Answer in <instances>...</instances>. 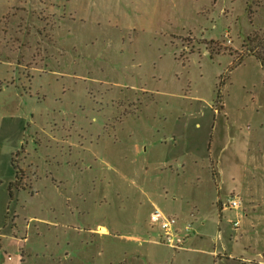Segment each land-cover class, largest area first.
I'll list each match as a JSON object with an SVG mask.
<instances>
[{
	"label": "rangeland",
	"instance_id": "374dc122",
	"mask_svg": "<svg viewBox=\"0 0 264 264\" xmlns=\"http://www.w3.org/2000/svg\"><path fill=\"white\" fill-rule=\"evenodd\" d=\"M256 56L264 0H0V264H264Z\"/></svg>",
	"mask_w": 264,
	"mask_h": 264
},
{
	"label": "built area",
	"instance_id": "2783aa9c",
	"mask_svg": "<svg viewBox=\"0 0 264 264\" xmlns=\"http://www.w3.org/2000/svg\"><path fill=\"white\" fill-rule=\"evenodd\" d=\"M246 202L243 198L236 192H232L225 203H222L221 210L224 209H234L237 212H244ZM152 222L157 224L161 231V236L169 244V246L181 247L184 243V237L186 233H180L176 230V219L165 214L162 210L156 208L152 211L150 216ZM232 225L238 227L240 224L239 219L232 220ZM185 229L188 230L189 226L186 225Z\"/></svg>",
	"mask_w": 264,
	"mask_h": 264
},
{
	"label": "trees",
	"instance_id": "16d2710c",
	"mask_svg": "<svg viewBox=\"0 0 264 264\" xmlns=\"http://www.w3.org/2000/svg\"><path fill=\"white\" fill-rule=\"evenodd\" d=\"M250 54L253 55L254 53L252 52V53H250ZM256 57H257L258 59H260L262 65H264V61H263V59H262L260 56H256ZM242 60H243V59L238 60L237 63H240ZM218 86H219V85H218ZM218 95H219V87L217 88V96H218ZM12 164L14 165L15 168H17V166L15 165V163H14L13 161H12ZM11 184H12V182L9 183V193H10V195H11V192H12Z\"/></svg>",
	"mask_w": 264,
	"mask_h": 264
},
{
	"label": "bare ground",
	"instance_id": "6f19581e",
	"mask_svg": "<svg viewBox=\"0 0 264 264\" xmlns=\"http://www.w3.org/2000/svg\"><path fill=\"white\" fill-rule=\"evenodd\" d=\"M101 233H106V228L104 226H99V231Z\"/></svg>",
	"mask_w": 264,
	"mask_h": 264
},
{
	"label": "crops",
	"instance_id": "0c3cea01",
	"mask_svg": "<svg viewBox=\"0 0 264 264\" xmlns=\"http://www.w3.org/2000/svg\"><path fill=\"white\" fill-rule=\"evenodd\" d=\"M151 214V213H150Z\"/></svg>",
	"mask_w": 264,
	"mask_h": 264
}]
</instances>
